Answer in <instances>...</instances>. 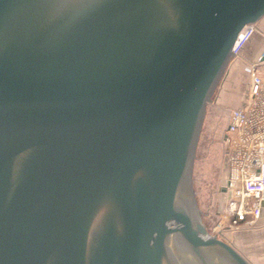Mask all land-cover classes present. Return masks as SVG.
Wrapping results in <instances>:
<instances>
[{
    "label": "water",
    "instance_id": "obj_1",
    "mask_svg": "<svg viewBox=\"0 0 264 264\" xmlns=\"http://www.w3.org/2000/svg\"><path fill=\"white\" fill-rule=\"evenodd\" d=\"M262 18L264 0H0V264H251L204 224L197 149Z\"/></svg>",
    "mask_w": 264,
    "mask_h": 264
},
{
    "label": "built area",
    "instance_id": "obj_2",
    "mask_svg": "<svg viewBox=\"0 0 264 264\" xmlns=\"http://www.w3.org/2000/svg\"><path fill=\"white\" fill-rule=\"evenodd\" d=\"M238 36L232 60L243 45L257 33L256 25H247ZM239 33V35L241 34ZM264 49L248 65L244 100L229 113L222 142L226 177L225 204L217 213L218 231H234L250 226L264 210ZM224 222L226 224L224 225Z\"/></svg>",
    "mask_w": 264,
    "mask_h": 264
},
{
    "label": "rangeland",
    "instance_id": "obj_3",
    "mask_svg": "<svg viewBox=\"0 0 264 264\" xmlns=\"http://www.w3.org/2000/svg\"><path fill=\"white\" fill-rule=\"evenodd\" d=\"M232 61L223 73L212 94L211 102L207 106L197 149L202 218L210 233L216 234L226 241H228V232L233 231H218L215 228L219 221L217 213L225 204V196L220 191V187L225 180L222 138L229 122L230 110L233 109L235 101L240 99L243 92L240 88L233 90L234 86L230 84V80L227 78V72L233 64ZM240 67L239 73L243 75L242 80L246 84L248 75L245 76L244 67L242 65ZM225 224L226 222H224Z\"/></svg>",
    "mask_w": 264,
    "mask_h": 264
},
{
    "label": "crops",
    "instance_id": "obj_4",
    "mask_svg": "<svg viewBox=\"0 0 264 264\" xmlns=\"http://www.w3.org/2000/svg\"><path fill=\"white\" fill-rule=\"evenodd\" d=\"M256 28L257 33L243 45L238 57L233 59V64L227 72V78L234 86L233 90L236 88L243 90L240 99L235 101L233 108L240 106L243 102L248 82V77L246 84L242 80L243 75L239 73L240 65L244 67V75L247 76L249 63L256 61L264 49V18L256 24ZM228 242L237 248L251 264H264V210L252 225L241 226L233 232H228Z\"/></svg>",
    "mask_w": 264,
    "mask_h": 264
},
{
    "label": "bare ground",
    "instance_id": "obj_5",
    "mask_svg": "<svg viewBox=\"0 0 264 264\" xmlns=\"http://www.w3.org/2000/svg\"><path fill=\"white\" fill-rule=\"evenodd\" d=\"M239 36L242 37L243 36V32H241V34Z\"/></svg>",
    "mask_w": 264,
    "mask_h": 264
},
{
    "label": "flooded vegetation",
    "instance_id": "obj_6",
    "mask_svg": "<svg viewBox=\"0 0 264 264\" xmlns=\"http://www.w3.org/2000/svg\"><path fill=\"white\" fill-rule=\"evenodd\" d=\"M224 134V133H223ZM225 177H226V170H225ZM223 195H224V193L223 192H221Z\"/></svg>",
    "mask_w": 264,
    "mask_h": 264
}]
</instances>
